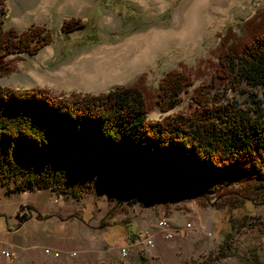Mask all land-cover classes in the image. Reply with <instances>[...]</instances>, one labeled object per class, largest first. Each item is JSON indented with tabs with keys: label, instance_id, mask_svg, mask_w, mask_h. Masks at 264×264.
<instances>
[{
	"label": "trees",
	"instance_id": "obj_1",
	"mask_svg": "<svg viewBox=\"0 0 264 264\" xmlns=\"http://www.w3.org/2000/svg\"><path fill=\"white\" fill-rule=\"evenodd\" d=\"M5 3L0 0L1 9ZM2 15L0 10V75H8L13 71L9 55H34L51 45L54 35L41 25L6 29ZM93 30L76 18L62 24L66 38L80 31L90 36ZM216 54L214 76L194 90L191 109L155 122L148 120L154 109L176 107L193 85L189 70L167 72L156 93L143 75L98 95L0 86V188L49 189L77 200L100 187L121 197L131 194L133 202L143 201L141 187L190 197L229 209L226 244L246 220L255 219L233 212L264 196V123L207 95L226 86L264 87L263 19L247 21L240 36L228 29ZM235 181L244 194L232 189ZM212 198L218 202L211 204Z\"/></svg>",
	"mask_w": 264,
	"mask_h": 264
},
{
	"label": "rangeland",
	"instance_id": "obj_2",
	"mask_svg": "<svg viewBox=\"0 0 264 264\" xmlns=\"http://www.w3.org/2000/svg\"><path fill=\"white\" fill-rule=\"evenodd\" d=\"M194 1L6 0L2 9L0 6L6 29L22 31L32 25L45 26L53 32L54 42L31 56L25 53L9 55L7 59L13 71L0 75V86L16 90L44 88L57 96L72 93L98 95L118 86L131 85L143 75L146 87L156 93L159 82L167 72L185 68L193 74L194 81L188 92L182 95V101L166 112L154 109L148 115V120L155 122L169 115L188 112L194 104V90L210 83L214 76L216 51L225 32L231 28L236 36H240L247 21L256 16L264 21V0H246V4L234 10L223 23L216 27L206 26L193 36L186 53L177 55L175 49H171L170 52H159L153 58L150 54L146 55L147 64L123 83L87 90L81 86H71L70 80L78 68L96 53L105 55L116 52V49L125 48L137 37L149 33L150 36L160 35V32L180 27ZM215 1L216 4L224 2ZM70 18L78 19L81 24H90L94 29L92 35L80 31L69 38L64 37L62 24ZM57 77L61 79L60 83L53 81ZM207 97L223 104H235L264 123V87L241 84L233 89L226 86L213 89ZM242 188L236 181L232 186L239 195L244 194ZM94 191L80 200L73 197L74 200L68 204L73 213L71 216L66 214L68 211L56 212L54 217L61 222L67 223L75 218V223L80 224L85 218L90 231L79 234L72 250L41 246L47 264H264L262 195L255 197L252 203L241 205L240 211L233 212L237 218L251 214L255 219L244 220L246 225L223 245V233H227L229 228L228 208L215 209L212 205H202L194 198L165 195L146 187L140 188L142 202H133L131 194L121 197L107 188L100 187ZM54 199L58 203L54 204ZM215 202L218 199L212 198L210 201L211 204ZM61 204L62 199L57 196L49 202L54 207ZM30 211L36 212L31 207L21 209L18 217L27 216ZM36 214L39 220L48 218ZM161 218L168 219L172 229H183L188 223L191 228L178 234L175 232L173 238L168 239L158 232ZM70 223L69 226H73ZM146 231L156 232L152 250H147L141 241ZM50 237L49 234L45 240H51ZM47 248L60 252V256L54 258L46 255L44 250ZM123 248L127 255H122ZM73 252L76 253L74 257L70 255Z\"/></svg>",
	"mask_w": 264,
	"mask_h": 264
},
{
	"label": "bare ground",
	"instance_id": "obj_3",
	"mask_svg": "<svg viewBox=\"0 0 264 264\" xmlns=\"http://www.w3.org/2000/svg\"><path fill=\"white\" fill-rule=\"evenodd\" d=\"M223 1L216 4L215 0H195L186 11L180 27L160 32V35L150 36L149 33L137 37L125 48L116 49V52L105 55H96V53L78 68L76 75L73 74L74 78L70 80L71 86L99 90L109 85L120 84L147 64L146 55L150 54L153 58L159 52H170L171 49H175L177 55L186 53L187 45L195 34L208 25L218 26L234 10L246 4V0ZM53 81L60 83L61 79L57 77ZM174 235L175 232H168V239L173 238Z\"/></svg>",
	"mask_w": 264,
	"mask_h": 264
},
{
	"label": "crops",
	"instance_id": "obj_4",
	"mask_svg": "<svg viewBox=\"0 0 264 264\" xmlns=\"http://www.w3.org/2000/svg\"><path fill=\"white\" fill-rule=\"evenodd\" d=\"M55 196L62 199V204L57 207L49 205L50 200ZM72 199L74 200L71 196L56 195L49 189L13 193L9 192L7 187H1L0 251L8 250L12 257L0 260V264H47L41 246L72 250L77 244L79 234L90 231L85 218L80 224H76L75 218L66 223L54 217L57 211H68L66 214L71 216L73 213L68 204ZM53 203L58 202L54 199ZM30 207L36 212H28L26 219L21 221L18 217L20 210H27ZM36 213L48 218L39 220ZM70 221L73 226H69ZM49 234L51 240H45Z\"/></svg>",
	"mask_w": 264,
	"mask_h": 264
},
{
	"label": "built area",
	"instance_id": "obj_5",
	"mask_svg": "<svg viewBox=\"0 0 264 264\" xmlns=\"http://www.w3.org/2000/svg\"><path fill=\"white\" fill-rule=\"evenodd\" d=\"M157 228L159 230L158 232L163 233L165 235V237L168 238V232H177V234H178V233H180L181 230H184V231L190 230L191 224L188 223L184 226L183 229L175 230V229H172L170 227L168 219L161 218L158 221ZM155 235H156V232H151V231H146L143 233L141 241L147 250H152L155 247ZM44 253L46 255L54 257V258H57L60 256V252L51 250L49 248L45 249ZM70 255L72 257H74L76 255V253L73 252ZM122 255H127L125 248L122 249ZM11 257H12V255L8 250H1L0 251V260L10 259Z\"/></svg>",
	"mask_w": 264,
	"mask_h": 264
}]
</instances>
